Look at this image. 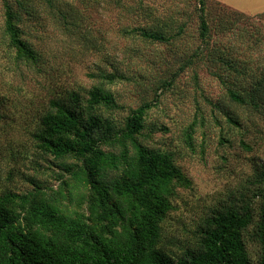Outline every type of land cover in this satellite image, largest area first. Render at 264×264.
Here are the masks:
<instances>
[{
  "label": "trees",
  "instance_id": "trees-1",
  "mask_svg": "<svg viewBox=\"0 0 264 264\" xmlns=\"http://www.w3.org/2000/svg\"><path fill=\"white\" fill-rule=\"evenodd\" d=\"M177 1L172 0L169 9L143 0H1L3 37L14 64L36 67L43 74L51 70L50 61L31 43L22 23L33 20L39 32L53 22L64 27L72 47L96 52L94 28L86 23L85 9L75 3L111 4L131 21L130 27L120 28L127 36L133 33L136 39L177 52L185 44L199 43L191 58L162 82V89L172 88L187 68L194 67V60L204 61L227 92L228 103L208 102L214 123H222L219 115L230 129L243 130L244 120L235 112L238 107L249 110L246 118L255 126L256 115L264 118V66H250L244 56L241 62L233 60L230 50L217 45L218 22L210 15V0H188L183 6ZM193 1L194 7L186 11L183 7ZM246 17L227 11L226 18H220L219 32L239 33V20ZM254 32L247 40L250 49L264 43V32ZM76 51L72 48L70 53ZM99 76L111 83L125 78L119 72ZM4 99L0 95V103ZM156 106L142 103L118 121L110 114L123 107L103 85L85 93L70 89L49 99L33 137L42 158L60 168V185L53 188L29 177L27 191H1L0 264H264V256L253 260L247 241L257 216L252 198L264 196V163L255 168L251 182L259 186L251 197L232 195L228 204L215 209L197 228L196 244L181 256L166 250L164 224L176 210L178 190L191 188L192 181L179 165L176 151L148 143L155 133L169 131L150 122ZM103 111L110 113L104 116ZM206 123L197 109L182 130L187 148L196 147L199 133L207 138ZM224 142L228 139L222 127L219 143ZM259 219L258 237L264 243V204Z\"/></svg>",
  "mask_w": 264,
  "mask_h": 264
},
{
  "label": "rangeland",
  "instance_id": "rangeland-1",
  "mask_svg": "<svg viewBox=\"0 0 264 264\" xmlns=\"http://www.w3.org/2000/svg\"><path fill=\"white\" fill-rule=\"evenodd\" d=\"M143 1L152 2L160 8L170 9L174 6L172 0ZM179 1L181 6L188 2ZM210 1L213 6L210 15L218 22V36L215 37L217 45L226 51L230 50L229 55L233 60L241 62L244 56L250 66H264V43L250 49L247 41L251 38L250 33L264 32V0ZM75 4L85 9L86 23L94 28L96 52L81 51L79 46L72 47L71 38L64 27L53 22H49L45 30L39 32L34 29L37 25L33 20L28 21L29 24L22 23V29L31 43L50 61L51 70L40 74L36 67L14 64L13 58H10L9 47L3 37L4 15L0 0V95L5 98L0 103V193L5 189L27 191L31 187L29 177L53 188L60 185V168L52 160L47 162L42 158L33 137L52 96L64 94L70 89L85 93L94 85H103L115 93L123 107L110 114L118 121H122L130 110L142 103L155 102L159 107L151 111L150 122L164 125L169 131L155 133L153 140L149 139L148 143L176 151L179 165L192 181L191 188L178 190L174 201L176 210L164 224L166 250L181 256L187 248L196 244L197 228L215 209L228 204L232 195L245 194L251 197L252 191L258 189L259 184L253 183L256 166L264 163V118L253 116L256 124L250 125L246 118L249 110L236 107L235 112L244 120L243 130L230 129L219 115L222 123L220 126L215 124L214 113L208 102L228 103L227 92L209 73L208 63L204 61L194 60V67L187 68L172 88L162 89V82L169 80L170 75L187 58H191L199 43L185 44L177 52L164 44L136 39L133 33L128 36L124 34L120 28L130 27L131 21L117 13L111 4L91 3L90 7L79 2ZM194 4L193 1L183 8L189 11V6L193 8ZM226 10L239 11L248 16L239 20L236 28L240 30L239 33L231 30L219 32L220 18H226ZM72 48L77 49L75 55L70 53ZM249 51L254 52L249 55ZM100 72H119L125 78L111 83L100 78ZM197 109L207 119V138L203 140L199 133L196 147L187 148L182 130L192 120V114ZM109 113L103 111L104 116ZM222 127L228 142L220 144L219 132ZM202 141L203 147H200ZM261 187L264 188V185ZM252 199L257 214L256 226L249 228L247 241L253 260L258 262L264 256V243H260L257 228L264 196H254Z\"/></svg>",
  "mask_w": 264,
  "mask_h": 264
}]
</instances>
